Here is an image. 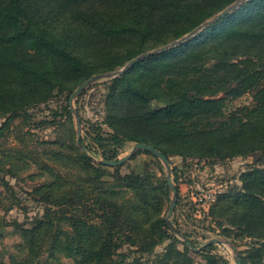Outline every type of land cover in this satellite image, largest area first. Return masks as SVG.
Wrapping results in <instances>:
<instances>
[{
    "label": "trees",
    "instance_id": "1",
    "mask_svg": "<svg viewBox=\"0 0 264 264\" xmlns=\"http://www.w3.org/2000/svg\"><path fill=\"white\" fill-rule=\"evenodd\" d=\"M237 1L0 0V140L20 117L30 128V110L57 95L69 102L89 79L183 38ZM249 94L251 105L226 101ZM153 102L161 107L152 109ZM104 106V121L90 124L81 139L87 153L77 144L69 105L32 126L58 132L39 143L47 161L36 164L50 181L34 188L42 213L14 224L21 242L0 264H196V257L230 264L213 245L190 249L183 240L195 248L197 242L174 217L173 232L164 175L123 174L99 161H117L128 143L151 145L169 161L264 156V0H247L108 81ZM20 166L28 171L31 162L10 161L0 183L9 187L6 177L18 178ZM207 214L211 230L235 247L249 242L239 251L242 264H264V165L242 171Z\"/></svg>",
    "mask_w": 264,
    "mask_h": 264
},
{
    "label": "rangeland",
    "instance_id": "2",
    "mask_svg": "<svg viewBox=\"0 0 264 264\" xmlns=\"http://www.w3.org/2000/svg\"><path fill=\"white\" fill-rule=\"evenodd\" d=\"M108 81L110 80L97 82L74 102V108L78 111L82 121V137L87 133L90 124L104 121V99ZM226 101L230 107L251 105L253 103L250 94L238 100L226 99ZM68 103L65 95H57L48 104L40 105L29 111L31 115L30 128L28 125H24L23 119L20 117L14 121L10 131L0 140V169L8 167L10 161L31 162V168L28 171L23 172L24 168L22 166H20L21 169H16V171L22 170V174L18 178L6 177L9 187L0 183V258L5 259L6 262H8L10 255L15 252V246L21 242L19 233L15 232L14 224L16 222L27 224L36 214L42 213V208L34 201L31 193L38 185L50 181L46 176L40 177L41 174L45 175L46 173H43L39 165L36 164L37 161H47L43 154L44 148L39 143L56 139L58 132L54 128L34 130L32 126L40 120L53 121L55 114L62 113ZM160 107L161 105L157 102L151 104L152 109ZM66 117L57 116L56 119L65 121ZM71 117L76 132V121L72 114ZM3 122L4 119H0V126ZM104 129L108 130L105 126ZM59 135L64 140L69 138V133ZM133 147V143H128L119 159L130 154ZM98 160L100 159L98 158ZM159 162L160 164L153 161L151 156L140 153L120 167L123 174L130 172L142 174L145 171L153 170L158 176L164 175L167 177L171 175L173 182L179 189L181 199L173 217L184 232L192 234V239L197 242V248H202L209 245L212 239L220 241H226L227 239L211 230L213 224L207 216L210 206L205 209L194 202L197 195L203 191H226L228 187L238 184L240 173L247 167L264 165V156L236 158L223 163L183 161L181 157L173 156L170 159L171 171H168L160 160ZM169 205L170 202L167 207ZM171 221L173 222V218ZM210 245H213V254L221 256L230 264H235V253L228 244L220 242ZM249 246V242L245 240L239 242V246L236 248L239 252L246 250ZM161 250L162 248L159 249V251ZM196 264H205V262L201 257H196Z\"/></svg>",
    "mask_w": 264,
    "mask_h": 264
},
{
    "label": "water",
    "instance_id": "3",
    "mask_svg": "<svg viewBox=\"0 0 264 264\" xmlns=\"http://www.w3.org/2000/svg\"><path fill=\"white\" fill-rule=\"evenodd\" d=\"M246 1L247 0H238L237 2H235L232 5L228 6L226 9H224L219 14L215 15L210 21H207L204 24H202L201 26H199L197 29H195L190 34H188V35L184 36L183 38H181V39H179L177 41H174V42H172V43H170L168 45H165V46L157 48V49H155L153 51L147 52V53H145V54H143V55L131 60L121 70L93 77V78L89 79L88 81H86L85 83H83L81 86H79L76 89V91L72 94V96L70 97L68 105H69V110H70L71 114L73 115V117H74V119L76 121L77 144L80 146L81 150L84 153H87V150L85 149V147L81 145L82 132H83V130H82V121H81V118L79 116L78 111L74 108V102L82 95V93L84 91H86L87 89L91 88L94 84H96L99 81L112 80V79L124 74L127 70H129L135 64L139 63L140 61H142L143 59H145L147 57L164 53V52H166V51H168L170 49H173V48H175V47H177L179 45H182L185 41H187L191 37L195 36L197 33H199L204 28L208 27L212 22H216V21L226 17L228 14L234 12L235 10L239 9V7H241V5L244 2H246ZM138 152L150 153L151 155L156 157L158 160H160L162 162V164L164 165V167L168 171L172 170L170 168V161L167 159V157L162 152L157 150L155 147H153L151 145H147L145 143H136V144H134L132 152L130 154L118 159L117 161H104V160H101V161H99V163H101V164H103V165H105L107 167L122 166L125 162L131 160ZM166 179H167L168 186H169V189H170V192H171V201H170L169 210H168V213H167V216H166L165 220L168 223V225L172 228L173 232L178 235V231H177L176 227L172 224V221H171V219L174 216V213H175V210L177 208V205H178V191H177V187H176L175 183L172 180L171 175H168L166 177ZM183 241L194 252H199L201 249H204V247L195 248L187 240H183ZM220 242H223L224 244H228L231 247L232 251L235 253V259H234L235 264H242L239 252H238L237 248L235 247V245L231 241H228V240L220 241L218 239H212V240H210L209 244H218Z\"/></svg>",
    "mask_w": 264,
    "mask_h": 264
},
{
    "label": "built area",
    "instance_id": "4",
    "mask_svg": "<svg viewBox=\"0 0 264 264\" xmlns=\"http://www.w3.org/2000/svg\"><path fill=\"white\" fill-rule=\"evenodd\" d=\"M222 191H203L197 195L195 202L200 204L203 208H208L215 200L216 197L221 194Z\"/></svg>",
    "mask_w": 264,
    "mask_h": 264
}]
</instances>
